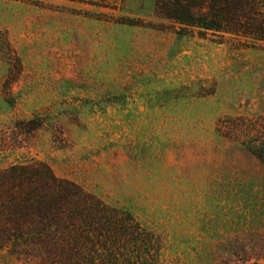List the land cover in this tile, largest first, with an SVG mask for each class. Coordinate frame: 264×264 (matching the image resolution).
<instances>
[{"label": "rangeland", "instance_id": "obj_1", "mask_svg": "<svg viewBox=\"0 0 264 264\" xmlns=\"http://www.w3.org/2000/svg\"><path fill=\"white\" fill-rule=\"evenodd\" d=\"M154 3L0 0V169L42 164L129 214L159 241L139 264H264V45L180 30Z\"/></svg>", "mask_w": 264, "mask_h": 264}, {"label": "trees", "instance_id": "obj_2", "mask_svg": "<svg viewBox=\"0 0 264 264\" xmlns=\"http://www.w3.org/2000/svg\"><path fill=\"white\" fill-rule=\"evenodd\" d=\"M154 13L198 36L245 48L264 45V0H155ZM42 126L37 116L16 121L13 143ZM227 126L222 121L219 132L230 139ZM6 143L0 137V146ZM158 250V239L129 214L48 167L32 163L0 169V251L9 256L31 264H139Z\"/></svg>", "mask_w": 264, "mask_h": 264}]
</instances>
